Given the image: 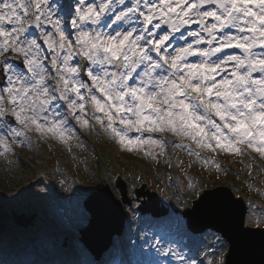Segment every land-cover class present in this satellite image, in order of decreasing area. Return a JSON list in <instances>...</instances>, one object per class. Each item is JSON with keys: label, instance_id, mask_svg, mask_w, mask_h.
<instances>
[{"label": "snow or ice", "instance_id": "1", "mask_svg": "<svg viewBox=\"0 0 264 264\" xmlns=\"http://www.w3.org/2000/svg\"><path fill=\"white\" fill-rule=\"evenodd\" d=\"M193 24L190 42L181 33L183 43L173 45ZM0 85V131L14 139L35 132L67 144L76 135L70 116L83 129L94 121L128 151L148 146L145 156L163 154L165 141L154 134L169 133L197 157L196 149L243 154L244 145L264 159V0H0ZM57 99L66 113L52 107ZM0 146L11 151L3 134ZM189 189L196 199L186 212L232 219L222 188ZM93 195L102 208L110 198L103 188ZM142 195L130 189L129 209ZM236 231L221 237L229 257L247 239Z\"/></svg>", "mask_w": 264, "mask_h": 264}, {"label": "rangeland", "instance_id": "2", "mask_svg": "<svg viewBox=\"0 0 264 264\" xmlns=\"http://www.w3.org/2000/svg\"><path fill=\"white\" fill-rule=\"evenodd\" d=\"M67 26H71L70 18ZM11 122L13 127H20L14 118ZM77 129L79 131L67 144L51 136L41 137L28 132L26 138L8 140L11 151L5 152L0 146V258L5 261L3 264L33 262L36 257L44 258V264H58L65 260L98 264L78 239V229L88 218L82 200L105 183L110 184L113 195L119 198L113 187L116 173L127 183L128 198L130 189L144 182L157 192L167 212L152 218L149 214L139 213L137 205L142 204L140 200L134 210L129 209L128 203H123L128 217L127 231L124 236H116L109 248L107 256L112 263H116L123 247L129 251L132 260L140 253L146 254L152 246L155 260L160 264H180L171 253L165 256L163 248H171L185 259L179 248L180 233L172 236L171 231L179 228L177 220L181 221L180 227L184 225L181 210L195 198L189 189L190 183L199 184L200 188L226 184L235 194H241L242 187H251L264 198V159L244 145L240 146L243 154L196 149L199 152L197 157L190 155L189 149L176 146L180 143L187 145L189 141H181L166 133L170 138L169 147H165L163 154L158 149L153 150V158L144 155L148 146L143 151L122 148L94 121L87 129L79 124ZM192 148H195L194 144ZM169 156L174 162H169ZM218 156L226 162L228 171L217 168L216 163L205 164V160L216 162ZM86 159L90 161L89 166L83 163ZM246 177L247 181L244 180ZM244 198L250 216V223H246L264 225V206L254 205L253 195ZM41 206L46 208L40 209ZM12 211L34 212L32 224L16 225L11 217ZM189 237L201 246L206 264H217L220 257H224L227 243L224 248L220 247L219 234L208 230L191 233Z\"/></svg>", "mask_w": 264, "mask_h": 264}, {"label": "water", "instance_id": "3", "mask_svg": "<svg viewBox=\"0 0 264 264\" xmlns=\"http://www.w3.org/2000/svg\"><path fill=\"white\" fill-rule=\"evenodd\" d=\"M115 185L119 192L124 193L122 201L127 202L129 198L126 195V185L119 176L115 179ZM144 187L145 185L142 184L139 188H135V191L143 194V198L140 199L142 204H139L138 208L142 212H149L152 215L164 214L167 209L165 207L159 208V198L156 193ZM100 188L105 189L110 198L102 208L97 198L93 195L96 189L87 196L84 200V206L90 213L89 223L79 230L81 233L80 239L96 257L108 247L114 234L121 233L125 217L121 202L113 197L110 187L106 184ZM216 188H222L231 197L233 202L232 219L228 223H224L218 218L209 215L192 213L191 211L186 212L185 208L191 209V207L185 206L182 214L186 217L188 226L196 232L203 231L206 228L216 231L221 230L218 232L222 236L226 232L234 239L239 235L236 231L237 227L245 229L246 242L243 245H237L233 249L231 257L228 254L226 255V260H230V264H264V227L245 226L246 205L243 198L240 196L235 197L230 188L225 185L216 186ZM12 216L16 224L25 226L32 222L34 214H18L12 211Z\"/></svg>", "mask_w": 264, "mask_h": 264}, {"label": "bare ground", "instance_id": "4", "mask_svg": "<svg viewBox=\"0 0 264 264\" xmlns=\"http://www.w3.org/2000/svg\"><path fill=\"white\" fill-rule=\"evenodd\" d=\"M194 25V24H193ZM193 25H188V26H190V27H192ZM58 95V94H57ZM35 263H31V264H42V263H44L45 261H44V258H38V257H36L35 258ZM122 261V260H121ZM65 263V262H64ZM66 263H67V261H66ZM75 264H80L79 262H77V263H75Z\"/></svg>", "mask_w": 264, "mask_h": 264}, {"label": "clouds", "instance_id": "5", "mask_svg": "<svg viewBox=\"0 0 264 264\" xmlns=\"http://www.w3.org/2000/svg\"><path fill=\"white\" fill-rule=\"evenodd\" d=\"M217 264H224V258H223V256L220 257V259L217 262Z\"/></svg>", "mask_w": 264, "mask_h": 264}]
</instances>
